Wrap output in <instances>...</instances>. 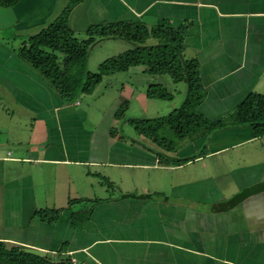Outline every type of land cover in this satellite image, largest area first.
<instances>
[{
	"label": "crops",
	"instance_id": "crops-1",
	"mask_svg": "<svg viewBox=\"0 0 264 264\" xmlns=\"http://www.w3.org/2000/svg\"><path fill=\"white\" fill-rule=\"evenodd\" d=\"M69 4L0 7V243L76 264H264V137L229 126L166 149L136 132L112 135L124 97L99 126L79 100L64 103L20 54ZM127 21L186 31L209 121L264 96V0H84L68 27L87 36ZM154 76L171 100L186 97L184 83ZM47 209L63 210L56 224L35 217ZM90 209L74 227L73 214Z\"/></svg>",
	"mask_w": 264,
	"mask_h": 264
},
{
	"label": "trees",
	"instance_id": "trees-1",
	"mask_svg": "<svg viewBox=\"0 0 264 264\" xmlns=\"http://www.w3.org/2000/svg\"><path fill=\"white\" fill-rule=\"evenodd\" d=\"M21 0H0V7L13 8ZM84 0H70L61 18L38 36L32 38L21 52V58L41 74L52 86L60 99L66 104L79 100L83 94H92L108 76L142 67L151 75L168 76L174 84L184 83L187 94L183 104L170 114L156 119L134 120L136 133L148 140L176 148V141H194L229 126H249L256 137H264V96L251 94L228 117L211 122L200 112L199 108L206 99L200 66L197 61L184 57V29L174 30L166 23H159L151 29L142 22L127 21L123 23H103L93 26L81 40L68 27V19L73 9ZM120 39L134 46L118 56L111 57L99 66L98 72L92 73L88 63L92 48L101 40ZM150 100H171L172 94L161 85H151L147 90ZM129 107L124 104L116 115L123 120ZM120 131H112L116 137ZM122 133V132H121ZM195 158L178 160L188 163ZM80 201H73L74 204ZM232 205V203H229ZM62 209L38 210L35 217L40 221L56 224ZM93 209L74 213V227L86 224ZM0 264H73L66 258L54 262L47 257L22 251L20 248H8L0 243Z\"/></svg>",
	"mask_w": 264,
	"mask_h": 264
},
{
	"label": "rangeland",
	"instance_id": "rangeland-1",
	"mask_svg": "<svg viewBox=\"0 0 264 264\" xmlns=\"http://www.w3.org/2000/svg\"><path fill=\"white\" fill-rule=\"evenodd\" d=\"M84 40L88 38L85 34L77 36ZM134 46L120 39L99 41L91 50V57L88 69L92 73L98 72L99 66L110 59L118 56ZM143 68H134L130 72H123L108 76L96 87L92 94H83L79 101L82 103V109H85L92 115V122L98 126L109 111L117 104L120 98H126L129 107L125 111V117L119 120L116 129L126 137L135 138V128L130 121L145 118H160L170 114L173 110L179 108L186 97L184 94H178L173 100H150L146 98V93L150 85L155 82V76L146 74ZM142 71V72H141ZM137 75H136V74ZM142 73V74H141ZM168 77V76H167ZM169 78V77H168ZM170 79V78H169ZM170 89V91H173ZM143 95V96H142ZM104 123V120H103ZM118 134V135H119ZM149 141V140H148ZM178 143V140L176 141ZM110 185V192L113 193L117 188L114 183L105 180ZM80 207L76 206V209Z\"/></svg>",
	"mask_w": 264,
	"mask_h": 264
},
{
	"label": "built area",
	"instance_id": "built-area-1",
	"mask_svg": "<svg viewBox=\"0 0 264 264\" xmlns=\"http://www.w3.org/2000/svg\"><path fill=\"white\" fill-rule=\"evenodd\" d=\"M73 264H76V261H74V263Z\"/></svg>",
	"mask_w": 264,
	"mask_h": 264
}]
</instances>
